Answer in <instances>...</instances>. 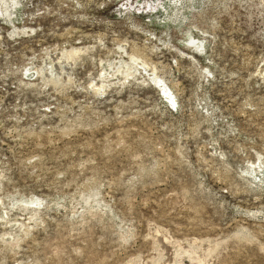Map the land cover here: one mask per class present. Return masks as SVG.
<instances>
[{
	"label": "rangeland",
	"instance_id": "1",
	"mask_svg": "<svg viewBox=\"0 0 264 264\" xmlns=\"http://www.w3.org/2000/svg\"><path fill=\"white\" fill-rule=\"evenodd\" d=\"M0 264H264V0H0Z\"/></svg>",
	"mask_w": 264,
	"mask_h": 264
},
{
	"label": "bare ground",
	"instance_id": "2",
	"mask_svg": "<svg viewBox=\"0 0 264 264\" xmlns=\"http://www.w3.org/2000/svg\"><path fill=\"white\" fill-rule=\"evenodd\" d=\"M72 54H74V51L71 50V51H67L66 52V57H70ZM70 59V58H69ZM103 87V86H102Z\"/></svg>",
	"mask_w": 264,
	"mask_h": 264
}]
</instances>
